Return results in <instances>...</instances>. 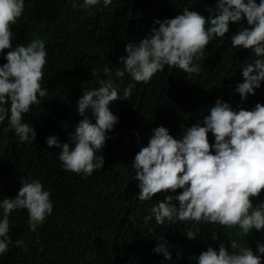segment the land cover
I'll return each mask as SVG.
<instances>
[{
	"label": "trees",
	"instance_id": "1",
	"mask_svg": "<svg viewBox=\"0 0 264 264\" xmlns=\"http://www.w3.org/2000/svg\"><path fill=\"white\" fill-rule=\"evenodd\" d=\"M72 3L37 0L13 25L14 45L27 44L37 35L46 41L42 86L48 93L24 117L37 130L34 142H19L14 132L4 131L7 121L0 124V199L15 197L22 187L21 177L30 175L51 190L54 208L36 232L28 230L26 209L10 214L13 244L0 256V264H196L202 250L227 244L230 238L255 250L257 241L264 242V231L254 229L244 236L237 235L238 226L201 224L198 237L189 239L183 232L191 227L188 223L159 225L153 218L145 224L141 217L146 209L165 194L157 193L145 202L134 199L139 187L132 168L135 154L148 143L155 127L166 126L180 137L184 128L202 118L201 109L206 115L217 98L234 107L241 104L234 88L244 79L240 67L253 54L250 49L231 47L230 37L246 25V19L230 23L225 38L206 46L195 61L201 69L198 73L166 66L147 84H136L129 99L116 101L111 107L120 119L102 150L104 167L84 177L65 170L59 149L49 148L45 138L58 134L61 141L69 139L81 119L76 101L84 88L98 87L99 80L107 78L102 71L105 65L112 68V79L121 92L132 82L127 73L115 76V70L123 67L119 57L127 54L128 42L148 34L156 19L174 17L186 6L208 15L204 5L214 6L216 0H113L107 8L101 2L89 9L73 8ZM26 4L30 6L32 0ZM5 62L0 57V64ZM257 102H264V82L242 106L250 109ZM209 141H214L212 133ZM260 199L264 200V190ZM212 231H219V239H212ZM154 233L169 242L173 261L165 262L163 254L152 251L158 243ZM17 239L24 241L27 250L15 245Z\"/></svg>",
	"mask_w": 264,
	"mask_h": 264
},
{
	"label": "clouds",
	"instance_id": "2",
	"mask_svg": "<svg viewBox=\"0 0 264 264\" xmlns=\"http://www.w3.org/2000/svg\"><path fill=\"white\" fill-rule=\"evenodd\" d=\"M36 1L29 6L26 0H0V57L6 60L0 64V124L7 121L4 131L14 132L21 143L36 140V128L24 117L48 93L42 86L46 41L37 35L27 44H13V25ZM101 2L107 8L113 0H73L72 7L89 9ZM204 8L208 15L186 6L174 17L156 19L146 36L128 42L127 54L119 57L123 67L115 70V76L127 73L132 82L121 92L112 79V68L105 65L102 71L107 78L100 79L98 87L84 88L76 101L81 119L69 139L61 141L58 134H52L45 142L49 148L59 149L58 159L65 170L90 176L104 167L102 150L120 119L111 106L129 99L136 84H147L166 66L198 73L201 69L195 61L204 55L206 46L225 38L230 23L246 19V25L230 37L231 47L250 49L253 54L240 67L244 79L234 88L241 104L234 107L217 98L206 115L201 109L202 118L184 128L180 137L166 126L155 127L148 143L135 154L132 168L139 187L134 199L145 202L157 193L165 194L146 209L141 217L145 224L153 218L159 225L188 223L191 227L183 232L189 239L198 237L201 224L238 226L237 235L247 236L254 229L264 231V200L260 199L264 190V102L250 109L242 106L264 82V0H216L214 6ZM209 133L214 136L211 143ZM21 183L15 197L0 199V256L13 244L11 213L26 209L28 230L36 232L53 212L51 190L41 179L27 175L21 177ZM130 219L135 221V217ZM218 233L212 231V239H219ZM154 235L158 243L152 251L163 254L165 262L173 261L169 242ZM15 245L27 250L22 239L15 240ZM195 260L196 264H264V242L257 241L254 250L230 238L227 244L209 245Z\"/></svg>",
	"mask_w": 264,
	"mask_h": 264
}]
</instances>
